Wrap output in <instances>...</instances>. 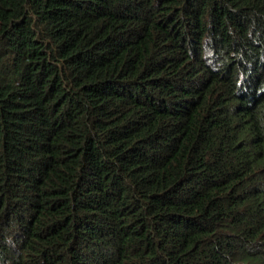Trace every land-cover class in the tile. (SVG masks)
<instances>
[{
    "label": "trees",
    "instance_id": "1",
    "mask_svg": "<svg viewBox=\"0 0 264 264\" xmlns=\"http://www.w3.org/2000/svg\"><path fill=\"white\" fill-rule=\"evenodd\" d=\"M0 264H264V0H0Z\"/></svg>",
    "mask_w": 264,
    "mask_h": 264
}]
</instances>
